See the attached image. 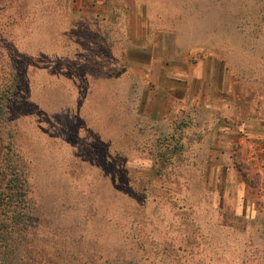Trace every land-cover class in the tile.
<instances>
[{
  "label": "rangeland",
  "instance_id": "1",
  "mask_svg": "<svg viewBox=\"0 0 264 264\" xmlns=\"http://www.w3.org/2000/svg\"><path fill=\"white\" fill-rule=\"evenodd\" d=\"M0 190L17 264H264V0H0Z\"/></svg>",
  "mask_w": 264,
  "mask_h": 264
},
{
  "label": "trees",
  "instance_id": "2",
  "mask_svg": "<svg viewBox=\"0 0 264 264\" xmlns=\"http://www.w3.org/2000/svg\"><path fill=\"white\" fill-rule=\"evenodd\" d=\"M8 170L9 172L12 171V175L15 173L16 177L19 176L21 172L20 165L17 164L9 165ZM4 194L5 191L0 190V215L4 218V221L0 223V264H17L16 258H18L21 252H24L25 246L29 243L28 235L25 233L24 227L17 222L19 213L22 210L20 204H17V208L20 212L17 210L15 211L14 208H16V204L14 200L9 201L6 199L8 197H14Z\"/></svg>",
  "mask_w": 264,
  "mask_h": 264
}]
</instances>
